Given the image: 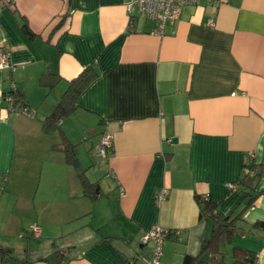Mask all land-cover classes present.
Wrapping results in <instances>:
<instances>
[{"label": "crops", "instance_id": "0c3cea01", "mask_svg": "<svg viewBox=\"0 0 264 264\" xmlns=\"http://www.w3.org/2000/svg\"><path fill=\"white\" fill-rule=\"evenodd\" d=\"M132 2L0 0V49L13 67H0L1 190L27 168L32 147L46 163L30 207L40 234L22 227L17 246L0 238L12 249L0 264H139L154 248L145 251L141 237L156 227L173 231L159 264H183L209 234L194 195L227 213L250 161L262 171L258 196L231 245L264 264V0H199L159 30ZM88 65L97 75L71 114L98 119L100 139L111 138L102 157L112 194L102 208L75 187L74 169L50 149L60 132L45 133L41 122ZM46 72L58 78L52 89L41 85ZM12 88L31 113L9 108Z\"/></svg>", "mask_w": 264, "mask_h": 264}, {"label": "trees", "instance_id": "16d2710c", "mask_svg": "<svg viewBox=\"0 0 264 264\" xmlns=\"http://www.w3.org/2000/svg\"><path fill=\"white\" fill-rule=\"evenodd\" d=\"M25 34H30L27 24L21 25ZM12 72V71H11ZM97 72L92 65H88L73 79L68 82L60 101L55 108L42 119V130L45 133L59 131L62 141L59 144L51 145L50 149L59 151L64 155L65 162L72 166L76 172L82 187V194L90 199H96L101 195L99 185L91 182L85 176L80 161L77 158L76 146L72 144L60 129V121L67 118L76 108V101L80 93L92 82ZM56 75L46 72L40 78L41 85L52 89L57 82ZM3 97H9L12 101V110L20 112L26 110L32 112L27 106L23 93L12 88L4 92ZM108 152V151H107ZM261 167L254 161L245 163L235 181V189L240 196L232 209L223 213L218 209L217 204L207 196L195 194L194 198L198 206V220L206 228L209 234L201 240L199 252L195 255L185 254L183 264H256V254L251 250L231 245L234 235L244 233L240 223L244 221V213L251 206L258 191L257 182L261 176ZM171 229H167L166 237L171 236ZM11 248L0 244V257L10 254ZM132 264V263H129Z\"/></svg>", "mask_w": 264, "mask_h": 264}, {"label": "rangeland", "instance_id": "374dc122", "mask_svg": "<svg viewBox=\"0 0 264 264\" xmlns=\"http://www.w3.org/2000/svg\"><path fill=\"white\" fill-rule=\"evenodd\" d=\"M66 119L67 120H65L64 124L60 126V128H62L64 131L65 129H69L70 137L68 138L71 139L70 142L76 146V155L78 160L80 161L81 167L84 168L83 172L87 179L95 183H97V180L102 181V186L99 185L101 192V195L99 196L100 199H97L96 201L98 207H108L110 205L109 202L111 201L112 192L110 191L109 187H107V180L105 179L106 171L104 166L105 160L103 159L99 149V132L101 130L98 127V119L90 117L81 111L69 115V117ZM93 127H95L96 129H94ZM56 135L57 134H55V136L53 137H56ZM61 141L62 139L56 141V144H59ZM36 152L37 151H34L32 147L29 153L30 156L28 157V163L26 166L27 168L23 169L21 173L13 175V189L10 190L9 188H11L12 186H8L9 188L3 191L0 187V226L4 227L6 232H0V238L6 237L8 241L11 244H14L15 246L20 244L19 240L21 236V228L23 227L25 229L30 230L28 227H30L32 223L36 221L33 213L31 214L30 207H32L33 205V193L37 189L38 184L41 180V174L39 169L41 168V165H43V163L46 164L45 162H43L44 160L41 161L40 159H38L39 155ZM60 153L56 156L59 157L62 163L63 154L61 153V155ZM20 168L21 166L19 167L18 171L21 170ZM74 171L76 173V187L78 185V182L80 184V181L78 179L77 172L75 169ZM28 181H30L29 183L33 190H29V185H27L28 187L25 186V183H28ZM80 188V193L82 194L83 190L81 184ZM36 239L37 238L30 237L29 241H34ZM133 243L136 245L138 244L137 247L140 249L138 239H135ZM152 246L154 247L153 243L148 242V244L144 247L147 248V250L145 251H148V249L150 250ZM152 258L153 251H151V256L149 258L147 257V259L144 256H141L140 253L138 263L152 264Z\"/></svg>", "mask_w": 264, "mask_h": 264}, {"label": "built area", "instance_id": "2783aa9c", "mask_svg": "<svg viewBox=\"0 0 264 264\" xmlns=\"http://www.w3.org/2000/svg\"><path fill=\"white\" fill-rule=\"evenodd\" d=\"M198 1L199 0H133L132 4H130L128 7L130 9L134 5L137 8L138 13L144 15L148 19L153 20L157 24L156 30H159L165 21L178 19L184 6L196 4ZM8 59L9 52L7 51V47L4 45L0 49L1 68L10 67V69H13V67H11L9 64ZM6 100L9 108L12 109L11 99L6 97ZM111 145L112 143L110 135L103 134L99 144L100 153L105 156ZM163 197L164 193L161 192L158 195V200L162 199ZM30 231L34 236H39L41 229L37 222L32 223L30 226ZM166 233L167 230L156 227L144 233V235L141 237L140 241L142 244L152 242L154 245L152 264H159L160 262V258L163 254V243Z\"/></svg>", "mask_w": 264, "mask_h": 264}]
</instances>
